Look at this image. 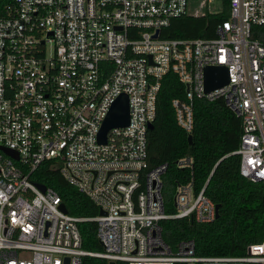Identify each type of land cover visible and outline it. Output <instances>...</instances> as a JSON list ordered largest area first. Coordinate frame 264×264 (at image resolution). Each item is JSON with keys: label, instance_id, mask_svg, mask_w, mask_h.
<instances>
[{"label": "built area", "instance_id": "1", "mask_svg": "<svg viewBox=\"0 0 264 264\" xmlns=\"http://www.w3.org/2000/svg\"><path fill=\"white\" fill-rule=\"evenodd\" d=\"M14 0L0 13V264H83L85 256L129 264H264V236L242 255H198L194 240L171 247L161 220L209 222L216 203L192 180L178 183L167 212L163 173L148 168L147 133L161 79L174 72L185 84L171 105L177 124L193 128L196 97L225 104L241 117L239 172L264 187V0H225L228 15L215 35L163 38L174 17L211 12L213 0ZM207 7V10L205 8ZM223 9V10H224ZM158 30L157 34H155ZM224 65L228 82L205 91L204 67ZM125 93L128 123L103 120ZM102 209L101 250L82 247L78 222L58 192L31 179L44 161ZM178 167L192 168L181 155Z\"/></svg>", "mask_w": 264, "mask_h": 264}, {"label": "trees", "instance_id": "2", "mask_svg": "<svg viewBox=\"0 0 264 264\" xmlns=\"http://www.w3.org/2000/svg\"><path fill=\"white\" fill-rule=\"evenodd\" d=\"M13 1L0 0V13ZM227 15L225 7L217 13L174 17L160 29V37H211L215 35L217 23ZM252 36L264 42V24L253 25ZM185 92V84L174 72L163 75L153 126L147 133L148 168L167 163L162 189L167 212L175 210L176 185L192 180L196 192L204 186V193L219 204L218 216L209 222H198L190 217L162 219V236L172 248L180 240L193 239L198 255L246 254L248 247L264 236V187L240 174V157L232 153L239 145L241 117L221 97L214 100L196 97L189 143L188 133L177 124L171 105L173 97L183 98ZM184 154L193 156L192 168L176 165V159ZM31 179L54 188L68 213L87 217L78 222L82 247L101 250L96 221L89 219L99 213V208L91 198L70 184L49 160L39 165ZM83 264H107V260L85 256ZM116 264L129 263L117 260Z\"/></svg>", "mask_w": 264, "mask_h": 264}, {"label": "water", "instance_id": "3", "mask_svg": "<svg viewBox=\"0 0 264 264\" xmlns=\"http://www.w3.org/2000/svg\"><path fill=\"white\" fill-rule=\"evenodd\" d=\"M158 30H156V35ZM228 78V70L224 65H206L204 67V86L205 91L213 90L221 85L227 83ZM128 123V101L125 93L120 94L113 104L109 112L107 113L105 119L103 120L101 129L99 131V140L105 141V135L109 127L113 125H126ZM153 123H149L148 128H152ZM188 141L189 143L192 141V134L188 133ZM0 147L8 154L17 157V152L13 149L0 145ZM41 189L45 188V184H38ZM60 208L66 212L67 209L63 202L60 203ZM219 204L216 203V217L218 216ZM99 213H103V210L100 209ZM107 264H116L114 260H109Z\"/></svg>", "mask_w": 264, "mask_h": 264}, {"label": "rangeland", "instance_id": "4", "mask_svg": "<svg viewBox=\"0 0 264 264\" xmlns=\"http://www.w3.org/2000/svg\"><path fill=\"white\" fill-rule=\"evenodd\" d=\"M196 1L195 0H190V5L193 7L195 5ZM211 12H217V11H222L224 9V5L222 3V0H213L209 4L208 8ZM207 10V7L205 8Z\"/></svg>", "mask_w": 264, "mask_h": 264}]
</instances>
